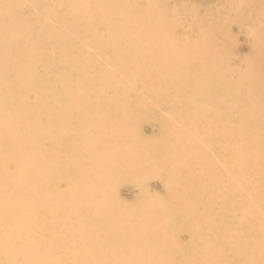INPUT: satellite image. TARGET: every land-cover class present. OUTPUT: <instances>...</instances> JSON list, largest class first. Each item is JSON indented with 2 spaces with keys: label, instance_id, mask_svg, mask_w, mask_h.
<instances>
[{
  "label": "bare ground",
  "instance_id": "1",
  "mask_svg": "<svg viewBox=\"0 0 264 264\" xmlns=\"http://www.w3.org/2000/svg\"><path fill=\"white\" fill-rule=\"evenodd\" d=\"M202 2L0 0V264H264V0Z\"/></svg>",
  "mask_w": 264,
  "mask_h": 264
},
{
  "label": "rangeland",
  "instance_id": "2",
  "mask_svg": "<svg viewBox=\"0 0 264 264\" xmlns=\"http://www.w3.org/2000/svg\"><path fill=\"white\" fill-rule=\"evenodd\" d=\"M193 2V4L195 6H198V7H203L202 4H203V0H191ZM237 52L243 56V57H248L250 55V49H249V46L246 42H239L237 44ZM151 187L153 189V191L159 193L160 190H161V185L158 181H153L151 183ZM122 195L123 196H126V197H129L128 193L126 191H123L122 192Z\"/></svg>",
  "mask_w": 264,
  "mask_h": 264
}]
</instances>
